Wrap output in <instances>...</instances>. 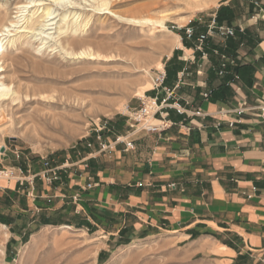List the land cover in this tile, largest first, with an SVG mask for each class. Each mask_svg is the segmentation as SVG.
<instances>
[{
	"label": "rangeland",
	"instance_id": "374dc122",
	"mask_svg": "<svg viewBox=\"0 0 264 264\" xmlns=\"http://www.w3.org/2000/svg\"><path fill=\"white\" fill-rule=\"evenodd\" d=\"M226 1L0 0V29H9L0 36V85L6 87L0 96V170L23 172L8 179L0 174L6 186L0 190V264H216L199 244L181 242L173 233L108 235L89 224L81 209L74 212L80 200L72 210L54 209L57 198L48 202L45 196L36 200L46 205L31 197L28 204L14 185L16 175L40 172L43 160L67 166L58 180L45 184L50 195L63 189L72 169L86 173L84 186L91 182L90 159L101 158V167H111L103 160L117 146L98 152L99 141L108 144L136 129L127 122L126 108L149 95L162 65H176L167 56L187 45L180 39L186 27L204 33L213 16L227 21L236 15L239 6ZM44 7L53 19L42 16ZM32 12L34 29H23ZM97 118L107 122L100 140L89 132ZM41 181L35 176L32 185ZM16 184L24 189L25 182Z\"/></svg>",
	"mask_w": 264,
	"mask_h": 264
},
{
	"label": "crops",
	"instance_id": "0c3cea01",
	"mask_svg": "<svg viewBox=\"0 0 264 264\" xmlns=\"http://www.w3.org/2000/svg\"><path fill=\"white\" fill-rule=\"evenodd\" d=\"M236 4L239 10L228 22L217 17L219 24L234 27V36L213 34L206 59L194 49L203 32L198 30L167 56L176 65L165 67L164 86L174 88L185 113L163 108L152 120L165 124L159 131H126L134 148L118 145L103 160L112 162L109 168L100 166L101 158L90 159L96 185L86 192L79 190L86 173L77 169L66 172L69 180L53 195L44 181L25 183L24 189L15 182L17 192L28 204L30 197L43 204L36 197L45 196L48 202L57 198L54 209L69 210L70 197L79 193L74 212L81 209L89 224L108 235L173 233L181 242L199 244L216 264H264V117L235 111L237 104L264 102V0L225 2ZM213 50L235 60L223 76L213 71L219 61ZM234 73L239 78L231 81ZM205 92H210L207 98ZM158 95L164 97L162 91ZM196 110L200 115L193 114ZM5 188L0 184L1 191Z\"/></svg>",
	"mask_w": 264,
	"mask_h": 264
},
{
	"label": "built area",
	"instance_id": "2783aa9c",
	"mask_svg": "<svg viewBox=\"0 0 264 264\" xmlns=\"http://www.w3.org/2000/svg\"><path fill=\"white\" fill-rule=\"evenodd\" d=\"M195 33L194 27H186L184 30V39L185 40H193ZM213 34H218L223 37H233L235 34V29L232 26H225L223 24H219L215 21V17L213 16L210 23L207 26V29L204 33L199 34L196 36L194 49L200 53V56L202 59H206L208 57V40L213 36ZM182 41V37L180 38ZM213 53L218 54L216 50H213ZM219 61L216 66H214L213 71L217 76H223L226 73L229 72L230 66H235V60L231 58L229 55L222 53L218 54ZM182 72L180 74V77L178 81L180 82V79L182 77ZM167 73L165 66L162 65L161 69L157 70L152 77L151 80V88L150 90L157 92L155 96H143L138 97L139 104L133 107H127L126 108V114L125 117L127 119L128 123L131 124L132 127L136 126V129L145 130V131H159L162 129L165 124L159 122L158 124H153L152 120H154V117L157 114L161 115V111L163 108H169L173 109L177 113H185V110L181 103L174 99L173 90L174 88H168L164 86V82L166 79ZM239 78L237 73H234L232 76V80H237ZM177 86V85H176ZM238 88H236L237 90ZM162 91L164 93L163 98H159L158 92ZM210 92H205L202 94L204 98H207L209 96ZM255 111L260 117H264V102L252 106L247 107L244 103L237 104L235 111L238 113H242L244 111ZM194 115H200V110H196L193 112ZM135 124V125H134ZM107 122H102L100 118H97L95 121H93V128L89 132H93L96 135V138L98 140L101 139L102 132L106 129ZM135 129V130H136ZM89 132L87 133L89 135ZM99 151H104L105 149H111L113 147H116L120 144L123 145L124 150H131L134 148V143L132 140L129 139L126 135L116 136L113 141L110 143L108 142H102V140L99 141ZM87 145L90 147V143H87ZM16 156L19 157V155L16 153ZM91 154H89L88 157H85V159H89ZM43 169L34 174V175H16V182H18L20 185H23L24 182L29 184L30 186H33V180L34 177H39L42 181L45 182V184L50 185L55 180L59 179V172L67 167L66 164H61L60 166H51L47 160H43ZM18 172L22 174V169L20 167H11L8 170L2 169L0 170V174H3V177H6V179L10 177H14L15 173ZM25 185V184H24ZM96 184H93L91 182H88L83 186V189H90L94 187ZM72 200L75 203L76 201H79V193H75L72 195ZM79 206V205H77ZM80 210V209H79Z\"/></svg>",
	"mask_w": 264,
	"mask_h": 264
},
{
	"label": "bare ground",
	"instance_id": "6f19581e",
	"mask_svg": "<svg viewBox=\"0 0 264 264\" xmlns=\"http://www.w3.org/2000/svg\"><path fill=\"white\" fill-rule=\"evenodd\" d=\"M29 2L30 3H34V2H37V0H29ZM28 2V3H29ZM39 2V1H38ZM105 6V5H104ZM28 6L27 5H21V6H19L18 8H22V9H26ZM106 7V6H105ZM22 11V10H21ZM35 12H32V13H30V15L25 19V25H24V27H23V29H28V30H30L31 31V29H34V25L37 23V21H36V19H34L33 18V14H34ZM52 10H50L49 8H47V7H44V8H42V16H45L46 18H48V21L50 20V19H53V18H51L50 16L52 15ZM38 16V15H37ZM76 17V16H75ZM43 18V17H42ZM65 16H64V18H62V21H63V23L64 24H66L67 22H66V20H65ZM68 19V18H67ZM77 19V18H76ZM75 20V19H74ZM73 20V21H74ZM132 20H134V19H132ZM38 21H40V20H38ZM76 21V20H75ZM75 21H74V23H75ZM135 21V20H134ZM140 21V20H139ZM69 22V21H68ZM77 22V21H76ZM69 24V23H68ZM72 24V23H71ZM77 24V23H76ZM46 25H51V24H42V26H46ZM70 25V24H69ZM78 25V24H77ZM63 26V25H62ZM66 26V25H65ZM72 26V25H71ZM64 27V26H63ZM62 27V28H63ZM77 27H80L79 25L77 26ZM62 28H59V29H62ZM75 28V30H77V28L76 27H74ZM46 29H48V28H46ZM9 29H8V26H2V28L0 29V36H3V34H4V32L5 31H8ZM45 29H40V32L42 33L43 31H44ZM34 31V30H33ZM28 32V31H27ZM1 40H0V45H1ZM67 45H68V47H69V43H67ZM2 46H0V48H1ZM65 51H67V50H65ZM68 52V51H67ZM73 54V52L71 51V52H69V54ZM86 54L87 52L85 51V50H82L81 52H80V54ZM77 54V53H76ZM5 90H6V87L1 83V85H0V96H3V95H5L6 93H5ZM153 123V122H152ZM154 124V123H153Z\"/></svg>",
	"mask_w": 264,
	"mask_h": 264
},
{
	"label": "trees",
	"instance_id": "16d2710c",
	"mask_svg": "<svg viewBox=\"0 0 264 264\" xmlns=\"http://www.w3.org/2000/svg\"><path fill=\"white\" fill-rule=\"evenodd\" d=\"M215 21L217 22V16L215 17ZM218 23V22H217ZM182 41L185 43V39H184V37L182 36ZM185 45V44H184Z\"/></svg>",
	"mask_w": 264,
	"mask_h": 264
},
{
	"label": "water",
	"instance_id": "95a60500",
	"mask_svg": "<svg viewBox=\"0 0 264 264\" xmlns=\"http://www.w3.org/2000/svg\"><path fill=\"white\" fill-rule=\"evenodd\" d=\"M1 151H3V148L1 149Z\"/></svg>",
	"mask_w": 264,
	"mask_h": 264
}]
</instances>
